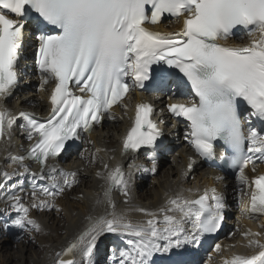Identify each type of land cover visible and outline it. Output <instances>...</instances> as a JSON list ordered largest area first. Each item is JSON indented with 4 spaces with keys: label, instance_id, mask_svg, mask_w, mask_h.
<instances>
[{
    "label": "snow or ice",
    "instance_id": "snow-or-ice-1",
    "mask_svg": "<svg viewBox=\"0 0 264 264\" xmlns=\"http://www.w3.org/2000/svg\"><path fill=\"white\" fill-rule=\"evenodd\" d=\"M165 14L182 18L179 31L161 33L145 27L161 23ZM32 20L38 32L35 65L41 90L54 82L51 109L41 122L29 113L13 115L0 106V138L10 136L20 119L26 122L22 126L27 138L35 136L25 156L10 157L23 172H4L0 183L29 173L26 159L36 161L40 171L31 173V207L51 209L55 205L49 200L36 202L38 195L55 198L77 183L76 172L48 164L67 141L91 131L105 115L112 119V108L132 87L171 90L169 99L190 90L186 102L169 103L168 112L187 122L185 139L201 158L214 160L217 144L223 143L225 150L219 159L235 171L238 185L249 189L242 211L264 214V174L249 179L245 171L249 165L255 171L257 163L264 164V0H0V101L10 97L18 85L24 30ZM237 29L258 36L247 46L218 43ZM153 114L149 103L135 106L121 155L155 145L161 132ZM192 164L189 157V168ZM132 167L137 165L129 164ZM151 171H156L154 162ZM45 179L47 185L35 187L37 180ZM106 179L105 196L118 187L127 197L128 180L120 165ZM11 199L10 206L21 213L13 225L40 231L21 197ZM108 204L112 211L88 217L86 229L55 254V264H77L75 259L61 258L75 250L82 254L80 264H93L94 249L107 233L119 235L127 245L113 251L114 259L118 251V264H153L157 253L177 250L181 254L188 246L200 244L206 234L215 233L225 209L224 197L215 189H205L194 198L177 193L156 211L138 208L148 217L138 223L116 213L110 199ZM243 235L259 237L261 233ZM247 247L258 251L233 255L223 264H264V242L248 239ZM220 249L217 244L214 250Z\"/></svg>",
    "mask_w": 264,
    "mask_h": 264
},
{
    "label": "bare ground",
    "instance_id": "bare-ground-1",
    "mask_svg": "<svg viewBox=\"0 0 264 264\" xmlns=\"http://www.w3.org/2000/svg\"><path fill=\"white\" fill-rule=\"evenodd\" d=\"M257 36L258 34H254L247 37V39ZM33 79L34 77L27 73L24 84L17 85L10 97L0 101L1 106L7 108L13 115L27 110L33 113L45 111L40 108L41 91L36 93L37 85L32 84ZM11 97L14 99L9 103ZM119 121L120 118L115 117L113 122L104 123L98 134L90 136L92 146H88L86 151L76 152L74 159L69 154L72 150H69L57 159L48 160V164L52 163L51 165L58 169H64V164L59 165L60 168L58 164L61 159H69L68 170L65 171L76 172L77 174V183L70 188H66L59 196L50 198L38 195L36 198L37 203L40 200H49L55 207L51 209L31 207L34 189L31 173L40 171L31 162L25 161L29 173L23 176L17 175L10 181L0 183V214L6 213L9 215L7 221L0 218V223H2L0 234L25 233L19 236L18 241H14V238L17 237L15 235L0 237V264H55V254L63 252L86 229L89 224L88 217L106 215L112 211L108 204L109 199L115 204L116 213L124 215L127 220L133 223H138L148 219V217L136 209L144 208L156 211L165 206L166 201L177 193L190 198L195 191L203 192L205 189H215L217 193L223 195L224 201L230 199L226 213H236L241 218V223L236 224L238 227L237 236L229 235L226 238H221L211 247L212 250H210L204 264H223L225 259H230L233 255H251L258 251V249L247 247V242L248 239L253 238L264 242V214L242 211L247 199L242 195V189L240 193L233 191L239 189V186H230L226 181L221 180L216 172L204 169L200 163H195L193 169L189 171L187 169V153L189 151L185 149V143L181 142V139L176 141L175 138L160 150L154 151V156L158 159L155 168L157 174L161 173L162 175L151 176L153 164H148L144 152L138 151L134 154L121 155L126 127L124 123L119 124ZM21 127V122H17L13 126L11 135L6 134L0 141V174L4 172L12 173L13 171L23 172V169L10 159L12 156H20V145L26 146L32 142L27 136L16 134L19 133L16 132L17 129L22 131ZM17 137L20 138L17 139ZM98 149L100 151H97ZM93 154L95 155L94 162ZM104 164L108 165L107 169L104 168ZM129 164H135L137 167L129 168ZM117 165L122 167L128 180L127 197L122 194L118 187H113L109 195L105 196V189L108 187L107 174ZM145 169L148 170L145 171ZM249 173L250 171L247 170V174ZM148 178H151V180H148ZM149 181L150 185H147L146 183ZM13 184L16 185L14 189L12 188ZM47 184V179L37 180L35 187L39 188L40 185ZM82 184H85L84 190L76 189L77 185ZM139 189L142 190L140 193L138 192ZM189 189L192 191L189 192ZM13 195L21 197V203L29 208V216L42 227L40 231L30 234L37 239L38 250H33L31 245L33 243L30 244L27 237L28 231L20 230L12 223L21 214L10 206L13 203L11 199ZM58 205L61 208L60 212L56 209ZM36 210H39L40 213L35 215ZM59 215L62 216V219L58 218ZM249 231L252 233L257 231L261 235L246 238L243 234ZM237 239H239L238 243ZM110 244L117 249L127 247L124 239L119 238L117 234L107 233L100 238L96 249H94L93 264L96 263L100 255H102L100 261L103 264H118V252L116 253L117 258L114 259ZM217 244L221 245L219 252L214 250ZM61 258L75 259L78 264L82 260V254L79 250H75L73 254ZM192 264L198 263L193 261Z\"/></svg>",
    "mask_w": 264,
    "mask_h": 264
},
{
    "label": "rangeland",
    "instance_id": "rangeland-1",
    "mask_svg": "<svg viewBox=\"0 0 264 264\" xmlns=\"http://www.w3.org/2000/svg\"><path fill=\"white\" fill-rule=\"evenodd\" d=\"M161 172V171H160ZM161 176L162 174L160 173V174H158V176ZM145 187V186H144ZM84 188H85V184H82V185H77L76 186V189H80V190H84ZM73 191V190H72ZM71 191V192H72ZM142 190L141 189H139V193L141 192ZM74 194H76L75 192H73ZM77 195V194H76ZM6 204H7V202H6ZM0 217H2V218H8L9 216L8 215H4V214H0ZM58 218L59 219H62V216L61 215H59L58 216ZM240 221V220H239ZM32 234V233H31ZM44 234H45V231H44ZM228 235H234V232L233 231H231ZM27 237H28V239H29V241H30V244L31 243H33V244H31L32 246H33V250H38L39 249V247H38V244H36V241H37V239L36 238H34V235L33 236H31L30 234H27ZM11 245V244H10Z\"/></svg>",
    "mask_w": 264,
    "mask_h": 264
}]
</instances>
